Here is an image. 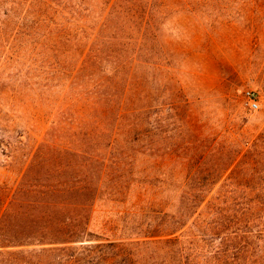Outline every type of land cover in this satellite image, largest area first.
I'll use <instances>...</instances> for the list:
<instances>
[{
	"label": "trees",
	"instance_id": "1",
	"mask_svg": "<svg viewBox=\"0 0 264 264\" xmlns=\"http://www.w3.org/2000/svg\"><path fill=\"white\" fill-rule=\"evenodd\" d=\"M3 1L0 27L14 26L11 38L40 45L50 39L59 44L65 38L66 25L52 22L55 26L39 36L42 15L29 9L18 12L20 1L8 6ZM152 1L133 0L128 8L119 6L118 0L94 4L67 0V60L74 62L68 72L71 85L83 80L77 87V101H81L77 113L84 125L80 132L74 128L67 132L69 183L59 189L21 190L23 199L30 194L39 199L38 208L44 205L52 210L40 211L31 219L22 213L11 219L8 201L0 192V249L34 248L36 264H150L153 239L177 242L206 237L222 241L218 246L222 249L264 254V126L258 137L248 139L246 121L238 126V133L235 118L228 115L222 126L209 128V136L187 145L152 139L145 128L144 73L151 68L158 74L164 71L161 60L151 61L157 48L152 45L157 33L150 27ZM122 17L121 23L112 24ZM137 100L141 104L135 105ZM219 102L226 107L229 96ZM39 151L25 164L27 171L39 164ZM138 156L152 163L137 173L138 178L126 180L133 174H125L130 160ZM114 176L119 182L116 194L127 193L124 183L143 185L136 199L149 194L159 210L146 214L148 219H119L123 226L119 223L115 231L109 230L119 235L105 237L90 232L89 214Z\"/></svg>",
	"mask_w": 264,
	"mask_h": 264
},
{
	"label": "rangeland",
	"instance_id": "2",
	"mask_svg": "<svg viewBox=\"0 0 264 264\" xmlns=\"http://www.w3.org/2000/svg\"><path fill=\"white\" fill-rule=\"evenodd\" d=\"M4 1L8 6L15 0ZM16 1L23 3L18 12L29 9L42 15L39 36L55 26L52 22L66 25L61 43L50 39L44 45L11 38L14 26L0 27V192L8 201L11 219L19 213L31 219L40 211L52 210L44 205L38 208L39 199L30 194L23 199L21 190L59 189L69 183L67 132L71 128L80 132L84 126L77 113L81 107L77 87L83 80L78 78L71 85L68 72L74 62L67 60V0ZM86 1L94 4L95 0ZM132 1L118 0V4L129 8ZM149 9L154 18L150 27L157 33L151 61L161 60L164 70L158 74L151 68L144 73L146 98L142 104L147 108L145 128L150 137L187 145L209 136V128L222 126L228 115L235 118L238 133V126L246 121V137H258L264 126V0H153ZM226 96L229 103L225 107L219 99ZM135 99L132 96L133 102ZM251 99L257 103L256 109ZM139 104L137 100L135 105ZM38 148L39 164L27 171L25 164ZM151 163L142 156L130 160L125 174L133 171V176L126 180L138 178L137 173ZM106 164L112 166L109 158ZM111 179L89 214L90 232L105 237L119 235L109 231H115L119 223L123 226L119 219H148L146 214L158 208L149 194L136 199L143 185L124 183L122 189L127 193L119 196L117 177ZM164 239H153L149 245L150 264H218L242 258L250 260L246 264H264L261 251L222 249L220 240ZM33 250L0 249L4 253L0 264H36Z\"/></svg>",
	"mask_w": 264,
	"mask_h": 264
},
{
	"label": "built area",
	"instance_id": "3",
	"mask_svg": "<svg viewBox=\"0 0 264 264\" xmlns=\"http://www.w3.org/2000/svg\"><path fill=\"white\" fill-rule=\"evenodd\" d=\"M251 106L253 109H256L258 106H257V103L251 99Z\"/></svg>",
	"mask_w": 264,
	"mask_h": 264
}]
</instances>
